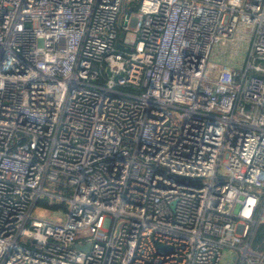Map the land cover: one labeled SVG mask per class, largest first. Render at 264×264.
Returning a JSON list of instances; mask_svg holds the SVG:
<instances>
[{
	"label": "built area",
	"instance_id": "2783aa9c",
	"mask_svg": "<svg viewBox=\"0 0 264 264\" xmlns=\"http://www.w3.org/2000/svg\"><path fill=\"white\" fill-rule=\"evenodd\" d=\"M260 221L264 0H0V264H264Z\"/></svg>",
	"mask_w": 264,
	"mask_h": 264
},
{
	"label": "trees",
	"instance_id": "16d2710c",
	"mask_svg": "<svg viewBox=\"0 0 264 264\" xmlns=\"http://www.w3.org/2000/svg\"><path fill=\"white\" fill-rule=\"evenodd\" d=\"M36 203L50 209L55 208L57 205L62 206V203L56 204L55 202H47L44 199H38ZM261 238H264V222L262 221L258 222L254 227L253 241L260 240Z\"/></svg>",
	"mask_w": 264,
	"mask_h": 264
},
{
	"label": "rangeland",
	"instance_id": "374dc122",
	"mask_svg": "<svg viewBox=\"0 0 264 264\" xmlns=\"http://www.w3.org/2000/svg\"><path fill=\"white\" fill-rule=\"evenodd\" d=\"M32 212H33V215L44 216V217L49 218V219L57 218L59 221L64 219V214L61 210H57L58 214L56 217V215L52 214V209H50L48 207L41 208L39 206V211H38V206L36 205L35 208H33Z\"/></svg>",
	"mask_w": 264,
	"mask_h": 264
},
{
	"label": "water",
	"instance_id": "95a60500",
	"mask_svg": "<svg viewBox=\"0 0 264 264\" xmlns=\"http://www.w3.org/2000/svg\"><path fill=\"white\" fill-rule=\"evenodd\" d=\"M116 45L119 46V47L122 46V44L119 43L118 41L116 42ZM87 245H88L87 242H84V243H74V246H75L76 248H80V249H86V248H87Z\"/></svg>",
	"mask_w": 264,
	"mask_h": 264
}]
</instances>
